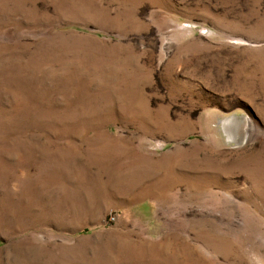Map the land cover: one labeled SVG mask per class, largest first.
I'll use <instances>...</instances> for the list:
<instances>
[{
    "label": "rangeland",
    "instance_id": "obj_1",
    "mask_svg": "<svg viewBox=\"0 0 264 264\" xmlns=\"http://www.w3.org/2000/svg\"><path fill=\"white\" fill-rule=\"evenodd\" d=\"M0 264H264V0H0Z\"/></svg>",
    "mask_w": 264,
    "mask_h": 264
},
{
    "label": "bare ground",
    "instance_id": "obj_2",
    "mask_svg": "<svg viewBox=\"0 0 264 264\" xmlns=\"http://www.w3.org/2000/svg\"><path fill=\"white\" fill-rule=\"evenodd\" d=\"M247 123L248 119H239L235 117L226 118L222 120V129L229 141H235L238 138V142L245 140L247 137ZM249 128V127H248ZM250 135V134H249ZM240 136V137H239ZM248 139V138H247Z\"/></svg>",
    "mask_w": 264,
    "mask_h": 264
},
{
    "label": "built area",
    "instance_id": "obj_3",
    "mask_svg": "<svg viewBox=\"0 0 264 264\" xmlns=\"http://www.w3.org/2000/svg\"><path fill=\"white\" fill-rule=\"evenodd\" d=\"M115 218H116V216H115L114 214H112V215L110 216V220H111V221L115 220Z\"/></svg>",
    "mask_w": 264,
    "mask_h": 264
}]
</instances>
